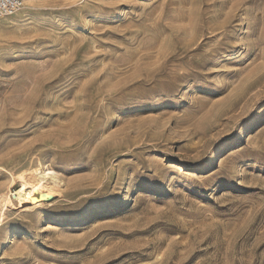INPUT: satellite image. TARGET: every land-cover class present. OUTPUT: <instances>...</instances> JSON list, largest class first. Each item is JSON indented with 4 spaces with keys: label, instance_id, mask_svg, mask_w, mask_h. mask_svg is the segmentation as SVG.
I'll list each match as a JSON object with an SVG mask.
<instances>
[{
    "label": "rangeland",
    "instance_id": "rangeland-1",
    "mask_svg": "<svg viewBox=\"0 0 264 264\" xmlns=\"http://www.w3.org/2000/svg\"><path fill=\"white\" fill-rule=\"evenodd\" d=\"M25 174L51 185L12 197L0 264H264V0L1 18L0 194Z\"/></svg>",
    "mask_w": 264,
    "mask_h": 264
},
{
    "label": "bare ground",
    "instance_id": "bare-ground-1",
    "mask_svg": "<svg viewBox=\"0 0 264 264\" xmlns=\"http://www.w3.org/2000/svg\"><path fill=\"white\" fill-rule=\"evenodd\" d=\"M259 115L258 117H260ZM246 129L241 130L236 139L228 140L224 145L229 147L233 145L240 138L242 132H246L249 130L250 124ZM233 139V138H232ZM212 160H209L208 163H211ZM28 175V174H27ZM26 174L20 179V189L11 192L8 190L7 192L0 194V210L3 212L0 214L1 216L4 214V211L8 208H11L14 204L12 202V197L17 201L19 207L30 209L39 206V200L43 198L44 193L50 188L49 178L43 175H32L28 177ZM46 175V174H45ZM49 176V175H47ZM87 217V216H86Z\"/></svg>",
    "mask_w": 264,
    "mask_h": 264
},
{
    "label": "built area",
    "instance_id": "built-area-1",
    "mask_svg": "<svg viewBox=\"0 0 264 264\" xmlns=\"http://www.w3.org/2000/svg\"><path fill=\"white\" fill-rule=\"evenodd\" d=\"M26 0H0V19L23 7Z\"/></svg>",
    "mask_w": 264,
    "mask_h": 264
},
{
    "label": "water",
    "instance_id": "water-1",
    "mask_svg": "<svg viewBox=\"0 0 264 264\" xmlns=\"http://www.w3.org/2000/svg\"><path fill=\"white\" fill-rule=\"evenodd\" d=\"M46 197H47L49 200L53 199V197H52L51 195H46Z\"/></svg>",
    "mask_w": 264,
    "mask_h": 264
}]
</instances>
